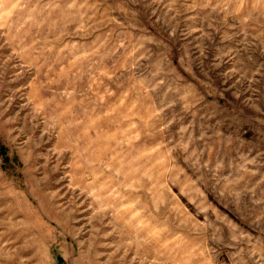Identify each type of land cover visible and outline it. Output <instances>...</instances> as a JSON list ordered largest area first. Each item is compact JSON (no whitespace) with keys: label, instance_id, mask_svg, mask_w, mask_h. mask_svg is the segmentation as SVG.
<instances>
[{"label":"rangeland","instance_id":"1","mask_svg":"<svg viewBox=\"0 0 264 264\" xmlns=\"http://www.w3.org/2000/svg\"><path fill=\"white\" fill-rule=\"evenodd\" d=\"M0 264H264V0H0Z\"/></svg>","mask_w":264,"mask_h":264},{"label":"trees","instance_id":"2","mask_svg":"<svg viewBox=\"0 0 264 264\" xmlns=\"http://www.w3.org/2000/svg\"><path fill=\"white\" fill-rule=\"evenodd\" d=\"M0 152L3 153L4 152V148L2 146H0Z\"/></svg>","mask_w":264,"mask_h":264}]
</instances>
